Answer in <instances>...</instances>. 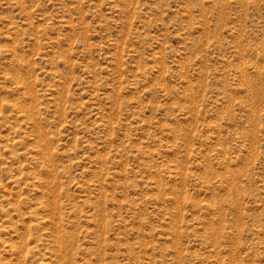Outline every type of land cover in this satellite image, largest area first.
I'll use <instances>...</instances> for the list:
<instances>
[{
  "label": "rangeland",
  "instance_id": "obj_1",
  "mask_svg": "<svg viewBox=\"0 0 264 264\" xmlns=\"http://www.w3.org/2000/svg\"><path fill=\"white\" fill-rule=\"evenodd\" d=\"M0 264H264V0H0Z\"/></svg>",
  "mask_w": 264,
  "mask_h": 264
}]
</instances>
